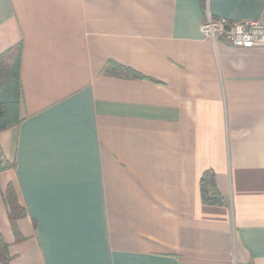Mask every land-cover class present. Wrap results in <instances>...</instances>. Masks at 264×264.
I'll return each instance as SVG.
<instances>
[{
    "label": "crops",
    "instance_id": "0c3cea01",
    "mask_svg": "<svg viewBox=\"0 0 264 264\" xmlns=\"http://www.w3.org/2000/svg\"><path fill=\"white\" fill-rule=\"evenodd\" d=\"M208 17L264 25V0H0V56L22 46L11 264H264V48L205 39Z\"/></svg>",
    "mask_w": 264,
    "mask_h": 264
},
{
    "label": "trees",
    "instance_id": "16d2710c",
    "mask_svg": "<svg viewBox=\"0 0 264 264\" xmlns=\"http://www.w3.org/2000/svg\"><path fill=\"white\" fill-rule=\"evenodd\" d=\"M201 8L205 9V0H199ZM22 46L19 44L0 56V132L6 131L20 123L19 105L21 100L20 63ZM104 75L142 79V76L131 69L114 62H109ZM12 165L0 161V172L12 168ZM201 197L204 203L212 206L223 205V198L216 189L213 174L208 173L201 179ZM8 219L17 242L23 240L18 228V222L26 217V210L19 204L13 185L9 184L4 192ZM9 244L0 234V264H11L14 257L9 253Z\"/></svg>",
    "mask_w": 264,
    "mask_h": 264
},
{
    "label": "built area",
    "instance_id": "2783aa9c",
    "mask_svg": "<svg viewBox=\"0 0 264 264\" xmlns=\"http://www.w3.org/2000/svg\"><path fill=\"white\" fill-rule=\"evenodd\" d=\"M200 29L209 41H223L234 48L245 50L264 48V25L255 20L233 22L225 18L208 17Z\"/></svg>",
    "mask_w": 264,
    "mask_h": 264
}]
</instances>
